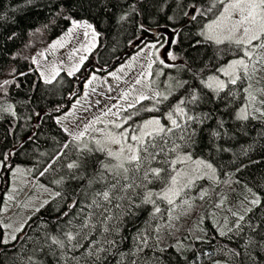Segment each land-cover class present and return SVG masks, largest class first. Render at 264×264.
<instances>
[{
  "label": "trees",
  "instance_id": "16d2710c",
  "mask_svg": "<svg viewBox=\"0 0 264 264\" xmlns=\"http://www.w3.org/2000/svg\"><path fill=\"white\" fill-rule=\"evenodd\" d=\"M210 2L0 0V160L3 162L0 219H6L1 217V203L8 185L3 174L9 166L27 165L35 182L60 193L29 217L15 241L0 244V264H20V257L29 264V256L42 264H63L58 261L60 252L55 246L56 255L49 254L48 250L41 253L38 248L44 244L46 235H60L59 225L69 219L63 217L64 212L73 216L78 211V208L70 211L68 206L74 200L84 199L82 189L87 180L70 178L71 170L66 165L77 160L79 141L69 138L55 116L68 109L92 71L106 73L115 68L141 45L155 41L150 30L159 27L166 28L176 39V43H171V50L177 62L174 67H165L153 56L156 69L161 71L163 79L188 84L175 89L174 94L158 106V111H144L152 107L153 102L142 101L137 105L138 115L129 123L161 116L187 95V88L196 87L205 99L195 111L210 114V118L198 126L192 152L194 158L200 157L213 165L217 178L196 182L188 191L192 208L185 212L186 206L177 207L173 213L179 219L169 220L167 213L152 218L149 215L152 206L143 205L135 215L112 221L120 224V235L127 237L119 244V251H134L137 243L134 237L139 229L147 232L148 244L126 257L125 264L132 260L137 264H264V249L260 244L247 243L250 239L264 240V116L256 113L259 118L248 121L235 118L245 102L242 91L245 83L232 86L236 96L228 99L227 107L225 101L199 83L242 54L235 45L227 42L215 45L200 34L204 25L215 17L212 13L199 15L195 9H206ZM193 15H196L195 20L189 18ZM73 20L93 25L99 43L76 73L68 75L63 71L51 83H45L34 57L43 53L51 58L50 43L61 36ZM132 111L129 109L127 113ZM220 123H223L222 129L218 128ZM213 131H220L221 135L213 137ZM155 190H159V186ZM202 190L208 193L203 200L199 198ZM22 194L16 196L14 203ZM257 196L261 198V205L253 206L251 201ZM159 206L162 211L167 207L164 203ZM249 208L252 211L246 212ZM239 215L245 216V221L240 222L242 232L236 228ZM249 222L258 226L255 232L248 226ZM157 226L158 232L155 231ZM222 231L225 235L220 234ZM2 236L0 227V238ZM236 252L239 255H235ZM119 259L116 255L110 257L109 262L117 264Z\"/></svg>",
  "mask_w": 264,
  "mask_h": 264
},
{
  "label": "snow or ice",
  "instance_id": "6c2138e0",
  "mask_svg": "<svg viewBox=\"0 0 264 264\" xmlns=\"http://www.w3.org/2000/svg\"><path fill=\"white\" fill-rule=\"evenodd\" d=\"M195 11L199 15L212 13L215 17L205 25V31L200 33L202 36L215 45L225 42L235 45L242 53L237 59L230 60L226 65L216 69L212 75L201 79L199 83L225 101V107L228 99H234L236 96L232 86H236L238 82L245 83L247 86L242 89L245 102L237 111L235 118L248 121L258 119L256 113L264 116V98H262L264 87L255 88L252 83L253 76L264 69V0H211L206 9H195ZM191 18L195 20L196 15ZM120 19L123 20L124 17ZM72 25L74 28L91 29L93 40L98 36L93 25L86 21L73 20ZM71 31L70 28L69 32ZM84 35L87 37L89 32L85 31ZM176 42V39L172 40V43ZM147 47L155 49L156 44ZM169 57L173 61L177 59L171 52ZM83 59L86 57L81 58V63ZM159 62L165 67H174V65H166L163 60ZM151 67L152 63H149L148 69L150 70ZM78 70L77 66L68 75H73V72ZM148 75H151L150 71ZM51 82L45 80V83ZM135 83H141L140 79ZM187 84V81L170 84L167 93L154 91L151 96L140 93L127 104L126 108H119L115 113L109 108L102 113L104 116L111 114L120 117L121 112L134 110L127 116L121 117L119 122L116 120L106 122V127L111 125L112 129L117 131L94 129L100 132L101 136L92 137L90 143H82L79 146L77 160L66 165L71 170V179L87 180L86 186L82 189L84 199L74 200L68 206L70 211L76 208L78 211L73 216H70L69 212L63 213V217L69 219L65 224L59 225V236H45L44 244L39 245L38 248L41 253L48 250L49 254L56 255L55 250H59L58 261H63V264H110L109 258L119 255L117 264H125L126 257L142 250L141 245L147 246L148 235L145 230L138 229L134 237L137 242L134 251L120 252L119 244L127 237L120 235V224H113L112 221H121L125 215H135L136 210L141 209L143 205L152 206V211L149 213L152 218L157 214L167 213L169 220L179 219V216H173L177 207L186 206L185 212L192 208L188 191L192 190L196 182L201 179H214L216 173L210 162L200 157L194 158L192 152L197 141L198 126L203 125L205 120L210 118V114L195 111L205 99L200 94V90L189 87L186 89L187 95L181 97L161 116L150 117L139 123H129L138 115L140 109L137 105H141L142 101L153 102L152 107L144 108V111H158V106L167 101L174 94L175 89L184 88ZM221 93L224 95L221 96ZM129 95L130 93L125 91L120 99L127 100ZM95 123L105 122L100 117H96L86 124L84 131L76 134L73 140L82 141L88 129ZM218 128L222 129L223 123L218 124ZM212 135L219 137L221 133L213 131ZM111 145L117 146L115 150ZM64 147L67 148L68 145ZM157 186L159 190H155ZM55 195L59 196L60 193ZM207 195V191L199 192L201 200ZM160 203L167 206L163 211L159 206ZM251 204L260 206L261 198L257 196ZM251 211V208L246 209V212ZM233 215L237 214L233 213ZM243 221L245 216L239 215L236 228L241 232L243 226L240 222ZM248 226L253 232L258 228L251 222ZM21 230L22 228L16 231ZM155 231H159V226ZM220 234L225 235L223 231ZM10 239L15 241L17 237L12 235ZM8 243V238H0V244ZM247 243L249 245L259 243L264 249V240L257 242L250 239ZM234 254L239 255L238 252ZM19 259L20 264H25L23 257ZM28 262L42 264L32 256L28 257ZM130 264L137 262L132 260Z\"/></svg>",
  "mask_w": 264,
  "mask_h": 264
},
{
  "label": "rangeland",
  "instance_id": "374dc122",
  "mask_svg": "<svg viewBox=\"0 0 264 264\" xmlns=\"http://www.w3.org/2000/svg\"><path fill=\"white\" fill-rule=\"evenodd\" d=\"M205 25L202 31H205ZM70 28L72 29L71 32H69ZM85 31L89 32L87 37L84 35ZM96 33L98 32L96 31ZM169 38V44L166 37L163 40L158 38L153 42L141 45L124 62L119 63L106 73L92 71L89 77L82 82L80 94L69 105L68 109L55 116L56 122L64 130L67 129L66 132L69 133V138L73 139L76 134L84 131V126L96 117H100L105 123L93 124L82 138V141H79V146L82 143H90L92 137L99 138L101 136V133L94 129L117 131L112 129L111 125L106 127V122L111 120L119 122L121 117L127 116L129 113L121 112V116L117 117L111 114L104 116L102 115L103 112L111 108L112 112L115 113L119 108H126L127 104L131 103L133 98L140 93L148 96H151L154 91L167 93L168 86L170 84L175 85L176 81L162 78L161 71L156 69L157 65L154 63L155 58L153 56L159 61L163 60L166 65H174L177 62V59L173 61L169 57V52L172 53L173 35ZM98 43L99 35L93 40L91 29L74 28L71 24L61 36L50 43L49 54L51 58L43 53H39L34 57L35 66L39 70L42 80L53 81L60 72L69 73L77 66L80 69ZM150 44H156V48L147 47ZM161 45L163 46L161 47ZM82 57H86V59H83L81 63ZM149 63H152L150 70L148 69ZM149 71L151 72L150 76L148 75ZM76 72L74 71L73 74ZM113 73L115 75H112ZM137 79H140L141 83L136 84ZM262 81H264V70L253 76L252 83L255 88H261ZM125 91L130 93L128 99H120ZM113 105H117V107H112ZM111 147L115 150L117 146L111 145ZM2 165L3 162L0 160V167ZM5 170L6 173L3 176H5L8 185L1 203V217H6V219H0V227L3 231L1 238H8L10 241L12 235H17L18 231L16 230L21 229L29 217L45 204V201H49L56 196L57 191L35 182V179L31 177V169L25 164L9 166ZM216 178L215 173V178L210 180L214 181ZM21 192L23 194L14 203L16 196H19Z\"/></svg>",
  "mask_w": 264,
  "mask_h": 264
},
{
  "label": "water",
  "instance_id": "95a60500",
  "mask_svg": "<svg viewBox=\"0 0 264 264\" xmlns=\"http://www.w3.org/2000/svg\"><path fill=\"white\" fill-rule=\"evenodd\" d=\"M189 18H191V16H189ZM150 32L152 33V37L154 38V39H157L160 35H162V34H168L169 35V32H168V30L166 29V28H152L151 30H150ZM171 35H169V37H170ZM168 37V44L170 43V38Z\"/></svg>",
  "mask_w": 264,
  "mask_h": 264
},
{
  "label": "flooded vegetation",
  "instance_id": "af4514ba",
  "mask_svg": "<svg viewBox=\"0 0 264 264\" xmlns=\"http://www.w3.org/2000/svg\"><path fill=\"white\" fill-rule=\"evenodd\" d=\"M165 38H166V35H162V36L159 37V40H163Z\"/></svg>",
  "mask_w": 264,
  "mask_h": 264
}]
</instances>
